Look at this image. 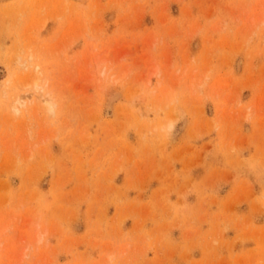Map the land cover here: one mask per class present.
<instances>
[{
  "label": "rangeland",
  "instance_id": "rangeland-1",
  "mask_svg": "<svg viewBox=\"0 0 264 264\" xmlns=\"http://www.w3.org/2000/svg\"><path fill=\"white\" fill-rule=\"evenodd\" d=\"M0 264H264V0H0Z\"/></svg>",
  "mask_w": 264,
  "mask_h": 264
},
{
  "label": "bare ground",
  "instance_id": "bare-ground-1",
  "mask_svg": "<svg viewBox=\"0 0 264 264\" xmlns=\"http://www.w3.org/2000/svg\"><path fill=\"white\" fill-rule=\"evenodd\" d=\"M35 84H36V82H35ZM43 98V97H42ZM44 100H47L46 98H43ZM18 101H20V102H22V99H20V98H18L17 99ZM18 101H15V102H17V103H19L20 104V102H18ZM24 102V101H23ZM46 103H48V100L46 101ZM14 104V103H13ZM16 105V104H15ZM20 105H22V103L20 104ZM24 105V104H23ZM48 105H49V103H48ZM50 106H51V103H50ZM49 107V106H48ZM13 108H14V106H13ZM14 110H16V107L14 108ZM171 121V120H170ZM169 122V121H168ZM173 122V121H172ZM172 122L169 124L170 126L172 125ZM168 124V123H167ZM168 128V127H167ZM170 129H172V128H170Z\"/></svg>",
  "mask_w": 264,
  "mask_h": 264
}]
</instances>
